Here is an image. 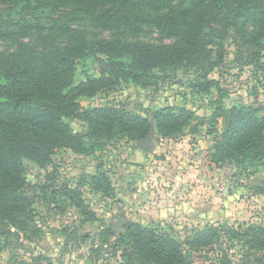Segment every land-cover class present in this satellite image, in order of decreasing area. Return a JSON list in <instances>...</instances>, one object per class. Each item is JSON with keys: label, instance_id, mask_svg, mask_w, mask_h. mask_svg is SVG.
Wrapping results in <instances>:
<instances>
[{"label": "trees", "instance_id": "obj_1", "mask_svg": "<svg viewBox=\"0 0 264 264\" xmlns=\"http://www.w3.org/2000/svg\"><path fill=\"white\" fill-rule=\"evenodd\" d=\"M0 7L10 18H0V38L16 42L11 51L0 52V242L40 235L24 160L45 169L59 150L92 156L112 142L137 146L153 128L160 138L176 139L193 120L184 108L156 105L149 109L152 124L122 105L82 109L79 100L93 99L120 83L146 89L157 74L180 70L196 73L201 80L196 92H209L213 83L207 77L223 63L230 33L238 51L246 54L244 64L261 65L264 59V0H0ZM12 13L20 17L13 19ZM27 16H35L36 22L31 24ZM81 22L111 31L113 37L92 38L78 27ZM146 23L174 41L152 45L121 37V30H129L136 38ZM99 56L104 58L100 77L74 85L79 63ZM69 119L84 124L86 133H75ZM210 119L213 126L221 120L222 126L214 139L213 163L232 161L249 169L264 162L263 105L227 109L219 100ZM89 179L95 191L114 197L112 190L107 192L104 173ZM75 192L64 188L62 194L73 199ZM123 229L117 236L111 227L100 232L101 248L115 238L113 249H120L121 264H200L195 254L223 238L244 247L253 264H264V228L256 224L206 226L183 242L135 223ZM220 264L229 261L224 258Z\"/></svg>", "mask_w": 264, "mask_h": 264}, {"label": "rangeland", "instance_id": "obj_2", "mask_svg": "<svg viewBox=\"0 0 264 264\" xmlns=\"http://www.w3.org/2000/svg\"><path fill=\"white\" fill-rule=\"evenodd\" d=\"M4 8L0 7V18L10 20ZM19 17L11 14L13 19ZM26 19L36 22L35 16ZM78 27L95 39L113 37L111 31L94 30L84 22ZM141 31L133 38L132 31L121 30V37L152 45L174 41L148 23ZM232 37L230 33L225 40L223 63L207 77L213 83L209 92H196L194 87L201 83L196 73L180 70L157 74L155 84L146 89L120 83L93 99L79 100L82 109L122 105L152 124L149 109L156 105L176 111L184 108L193 113V120L176 139L160 138L153 128L150 152L121 140L92 156L59 150L45 169L24 160L40 235L31 240L11 236L4 241L6 246L1 241L0 264H121L120 249H113L115 238L100 246V232L111 227L110 221L121 227L116 236L124 232L127 223H135L180 242L206 226L237 229L256 224L264 228V162L246 169L232 161L216 164L211 160L214 139L222 130L221 120L214 126L210 121L216 103L222 100L227 109L264 106V59L261 65L244 64L246 54L238 51ZM15 43L11 38H0V52L11 51ZM101 60L104 58L99 56L80 62L74 85L98 79ZM66 121L75 133H86L78 120ZM97 173L108 178L107 192L114 197L94 190L89 176ZM64 188L76 190L73 199L62 194ZM224 258L229 264H253L254 259L237 241L226 238L195 254L200 264H220Z\"/></svg>", "mask_w": 264, "mask_h": 264}, {"label": "water", "instance_id": "obj_3", "mask_svg": "<svg viewBox=\"0 0 264 264\" xmlns=\"http://www.w3.org/2000/svg\"><path fill=\"white\" fill-rule=\"evenodd\" d=\"M152 140H153V130L151 131V134L148 136V138L137 143V146L141 149H145L147 152H150L152 150V146L150 145V142ZM110 224L114 232L120 231L121 227H119V225L113 224L111 221ZM123 224H126V222L124 221Z\"/></svg>", "mask_w": 264, "mask_h": 264}]
</instances>
